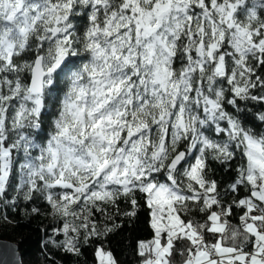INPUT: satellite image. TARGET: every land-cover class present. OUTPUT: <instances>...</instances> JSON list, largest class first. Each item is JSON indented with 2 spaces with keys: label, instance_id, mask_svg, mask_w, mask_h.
Here are the masks:
<instances>
[{
  "label": "snow or ice",
  "instance_id": "1",
  "mask_svg": "<svg viewBox=\"0 0 264 264\" xmlns=\"http://www.w3.org/2000/svg\"><path fill=\"white\" fill-rule=\"evenodd\" d=\"M255 105L264 0H0V203L43 200L65 253L143 207L138 264H264Z\"/></svg>",
  "mask_w": 264,
  "mask_h": 264
},
{
  "label": "trees",
  "instance_id": "2",
  "mask_svg": "<svg viewBox=\"0 0 264 264\" xmlns=\"http://www.w3.org/2000/svg\"><path fill=\"white\" fill-rule=\"evenodd\" d=\"M260 111H264V107L260 105L250 107L247 127L258 125L259 127L254 130L264 131V123L255 119L253 115ZM208 175L224 188L232 180L234 172L228 171L227 165L210 162ZM16 195L15 191L9 192V196ZM33 207L39 208V213H32ZM121 208H125L123 202ZM48 213L49 208L43 200L24 201L22 195L15 205L0 203V240L17 245L22 264H96L94 250L101 244L106 250L111 251L117 264H138V258L134 253L136 242L148 238L149 234L145 208L141 207L134 218L118 217L117 222L122 225L121 227L105 238L99 240L93 238L89 244H81L79 255L65 253L50 243V237H53L52 228L56 222ZM59 239H63L62 235Z\"/></svg>",
  "mask_w": 264,
  "mask_h": 264
},
{
  "label": "water",
  "instance_id": "3",
  "mask_svg": "<svg viewBox=\"0 0 264 264\" xmlns=\"http://www.w3.org/2000/svg\"><path fill=\"white\" fill-rule=\"evenodd\" d=\"M0 264H22L16 244L6 240H0Z\"/></svg>",
  "mask_w": 264,
  "mask_h": 264
}]
</instances>
